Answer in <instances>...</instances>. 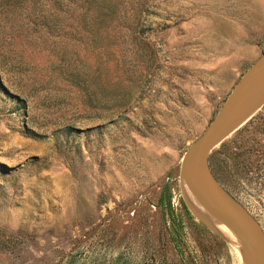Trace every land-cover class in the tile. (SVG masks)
I'll use <instances>...</instances> for the list:
<instances>
[{"label":"rangeland","instance_id":"rangeland-1","mask_svg":"<svg viewBox=\"0 0 264 264\" xmlns=\"http://www.w3.org/2000/svg\"><path fill=\"white\" fill-rule=\"evenodd\" d=\"M263 51L264 0H0V264H245L180 164ZM208 163L264 231V105Z\"/></svg>","mask_w":264,"mask_h":264},{"label":"water","instance_id":"water-1","mask_svg":"<svg viewBox=\"0 0 264 264\" xmlns=\"http://www.w3.org/2000/svg\"><path fill=\"white\" fill-rule=\"evenodd\" d=\"M264 105V51L245 70L203 132L185 150L180 181L185 201L208 226H225L245 264H264V231L256 218L212 175L211 150ZM218 231V230H217Z\"/></svg>","mask_w":264,"mask_h":264},{"label":"bare ground","instance_id":"bare-ground-1","mask_svg":"<svg viewBox=\"0 0 264 264\" xmlns=\"http://www.w3.org/2000/svg\"><path fill=\"white\" fill-rule=\"evenodd\" d=\"M218 227H220V229H222L224 232H226L235 241L234 236L230 233V231L225 226L220 224V225H218Z\"/></svg>","mask_w":264,"mask_h":264},{"label":"trees","instance_id":"trees-1","mask_svg":"<svg viewBox=\"0 0 264 264\" xmlns=\"http://www.w3.org/2000/svg\"><path fill=\"white\" fill-rule=\"evenodd\" d=\"M167 196H169V195H167Z\"/></svg>","mask_w":264,"mask_h":264}]
</instances>
